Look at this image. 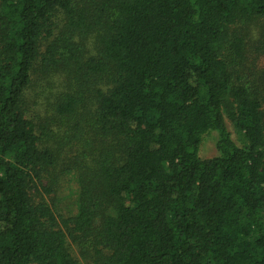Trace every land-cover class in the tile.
<instances>
[{
    "label": "trees",
    "instance_id": "16d2710c",
    "mask_svg": "<svg viewBox=\"0 0 264 264\" xmlns=\"http://www.w3.org/2000/svg\"><path fill=\"white\" fill-rule=\"evenodd\" d=\"M259 20L264 0H0V264H81L69 240L86 264H264V71L235 32ZM39 74L84 142L69 218L35 198L61 157L27 113Z\"/></svg>",
    "mask_w": 264,
    "mask_h": 264
},
{
    "label": "rangeland",
    "instance_id": "374dc122",
    "mask_svg": "<svg viewBox=\"0 0 264 264\" xmlns=\"http://www.w3.org/2000/svg\"><path fill=\"white\" fill-rule=\"evenodd\" d=\"M235 29V32L246 41V66L254 73L264 71V20L256 21L250 25H239ZM84 41L86 42L87 56L95 54V34L91 33ZM45 80L47 77L43 74L36 76L27 98V113L39 124V128H46L50 136L54 135V137H50V146L58 149L61 157L55 172L44 175L42 183L47 188L51 186L53 191L48 194L40 189V191H35V198L37 201L47 202L57 216L69 218L76 214L79 186L75 179V172L80 169L78 158L83 153L84 142L80 139L76 140L72 135V130L69 131V127L66 128L65 122L56 119L53 105L61 88H59L57 79L51 83H47ZM46 84L50 85V89ZM231 130L234 140L240 145L239 137L233 128ZM216 142L217 133L204 136L199 156L202 159L215 157L217 155ZM70 144L73 145V149ZM86 161L89 162V159ZM65 169L71 172L68 173ZM69 249L79 263L86 264L80 249L71 240H69Z\"/></svg>",
    "mask_w": 264,
    "mask_h": 264
}]
</instances>
